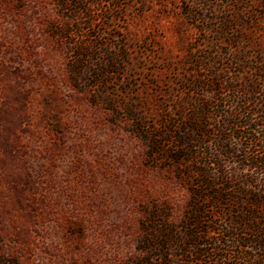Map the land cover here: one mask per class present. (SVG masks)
I'll use <instances>...</instances> for the list:
<instances>
[{"label": "rangeland", "instance_id": "374dc122", "mask_svg": "<svg viewBox=\"0 0 264 264\" xmlns=\"http://www.w3.org/2000/svg\"><path fill=\"white\" fill-rule=\"evenodd\" d=\"M255 3L0 0V261L157 262L143 259V231L166 224L177 236L190 194L174 165L152 155L147 133L178 124L181 108L187 116L194 101L216 106L220 125L222 110L237 117L236 103L220 106L227 93L219 84L227 80L262 89L264 33L252 25ZM257 123L258 116L250 126ZM226 133L239 141L238 131ZM234 162L223 164L230 181L209 190L214 198L240 194L232 173L252 174L239 170L240 156ZM210 212L202 240L232 238L224 224L238 221V205L220 201ZM239 234L247 243L255 237L251 229ZM223 244L208 247V259L174 250L165 262L245 264L232 257L237 244Z\"/></svg>", "mask_w": 264, "mask_h": 264}, {"label": "trees", "instance_id": "16d2710c", "mask_svg": "<svg viewBox=\"0 0 264 264\" xmlns=\"http://www.w3.org/2000/svg\"><path fill=\"white\" fill-rule=\"evenodd\" d=\"M234 1L241 2V0ZM253 2L256 3L250 4L254 19H251L252 25L262 28L264 33V0H252ZM231 59H233L231 64L234 65V55ZM238 83L236 85L235 81L230 79L219 84L222 95L227 93V96L224 95L220 99L221 108L224 109L228 100L236 103L240 108L237 117L222 110L220 118L226 119L220 125L219 116L215 112L216 106L203 105L194 101V104H190L191 107L188 108L187 116L185 109L181 108L178 124H173L170 128V122L164 119L163 123L170 124L169 128L165 127L161 134L147 133L145 141L147 147L152 150V155L160 156V162L168 160L174 165L179 180L189 191L190 201L187 205L186 218L182 220L177 236L176 232L173 233L172 228L166 224H158L152 230L143 231L144 236L149 237L145 240L146 246L140 250L144 252V260L157 261L158 264H172L165 261H171L174 250H179L181 254L186 253L198 262L202 258H209L208 247L214 250L219 244L226 247L223 243H227L228 245L237 244L238 250L232 254L233 258L239 261L243 259L245 264H264V239L259 235L264 227V181H258V177L264 179V86L258 92L253 83ZM195 91L197 86L194 87ZM258 104L261 110H252L258 107ZM230 106L228 104L227 108ZM257 116L261 123L251 127ZM228 118L233 120L230 121ZM231 131H238L239 141L243 140L245 143L240 145L236 138L230 137V134L227 135L226 132ZM258 133L260 136H252ZM237 156H240L244 162L239 170L248 168L252 174H242L241 170L238 174L232 173L230 178L234 176L239 181V187H241L239 189H242L240 194L230 196L232 193H226V196L217 195L214 198L209 190L220 185L221 181L228 183L230 181L229 175L223 171V164L230 160L236 163L234 160ZM228 189L232 191L235 188L230 186ZM210 200L214 201L213 205L205 206V202ZM220 201L236 203L240 208L241 212L237 214L238 221L230 220V223L224 224V228L234 230L233 237H227L224 242L202 240L213 223L209 216L210 211L218 206ZM153 218L155 220V217ZM250 229L255 237L247 243L241 238L239 231H243L246 235V231ZM154 237L157 239L156 245L152 241ZM245 248L253 249L254 255L243 256L242 253H246ZM153 252L156 254L150 257ZM12 263L14 264V261ZM0 264H9V262L3 260Z\"/></svg>", "mask_w": 264, "mask_h": 264}]
</instances>
